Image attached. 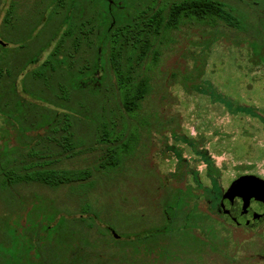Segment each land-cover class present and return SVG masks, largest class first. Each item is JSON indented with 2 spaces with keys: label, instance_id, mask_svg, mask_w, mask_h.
I'll return each mask as SVG.
<instances>
[{
  "label": "rangeland",
  "instance_id": "rangeland-1",
  "mask_svg": "<svg viewBox=\"0 0 264 264\" xmlns=\"http://www.w3.org/2000/svg\"><path fill=\"white\" fill-rule=\"evenodd\" d=\"M215 1L239 18L238 27L221 19H202L197 5V16L190 18L179 8L175 12L183 14L167 17L178 21L153 36L151 51L130 59L135 78L148 82L138 109L128 113L118 107L119 102L114 103V97L108 100V96H118L112 71L103 87L102 103L95 105L89 99L84 115L91 119L80 114L73 126L84 147L54 163L56 167L87 170L89 177L49 187L33 181L6 184L0 173V264H34L40 254L41 264H49V259L62 264H264V221L251 227L246 221L237 225L228 214L219 216L211 211L204 198L195 205L200 219L169 227L166 239L156 241L150 236L140 241L134 234L161 223L159 198L166 191L181 189L192 195L200 194L198 185L213 189L208 161L219 173L221 195L233 193L230 185L240 175L264 180V65L251 61V44L264 43V0L258 4L255 0ZM49 3L0 0V27L9 6L11 25L12 17L32 18L38 11L50 15ZM63 15L62 10L54 19ZM82 18L77 24L74 20L79 31L87 21ZM0 40L4 43L1 36ZM89 51L80 48L81 54ZM81 54H77L78 60ZM248 106L249 111H240ZM101 124L123 132L122 140H129L131 146L113 166L106 165L107 145L117 142H98ZM15 131L0 116V144L7 142L10 150L18 145L20 158L27 161L32 141L27 137L23 138L26 145L20 144ZM254 191L263 192L264 186ZM83 207L87 210L82 216L88 221L74 224ZM60 214L67 219L62 226L87 238L77 253L59 244L60 252L48 245L40 247L39 239L45 233L42 227L49 223L44 217L54 216V223H49L54 226ZM90 216L95 217L93 221ZM107 226L123 239L115 238ZM29 242L34 247L27 248ZM78 257L80 262H74Z\"/></svg>",
  "mask_w": 264,
  "mask_h": 264
},
{
  "label": "trees",
  "instance_id": "trees-1",
  "mask_svg": "<svg viewBox=\"0 0 264 264\" xmlns=\"http://www.w3.org/2000/svg\"><path fill=\"white\" fill-rule=\"evenodd\" d=\"M97 5L105 13L97 9ZM195 5L202 9V19H221L230 26L239 25V18L215 0L179 1L173 6L170 16H181L180 11H175L183 8L187 17H196ZM48 7H51L50 15L38 11L32 18L12 17L11 25L5 13L0 27V36L6 43L0 44V116L15 127L20 144L26 145L23 138L29 137L32 141L28 144L26 155L30 159L27 161L20 158L22 151L18 145L10 150L7 142L0 144V173L6 184L33 181L57 187L82 182L89 177L90 172L87 170L54 165L62 155L72 157L73 152L84 147L83 141L76 137L73 130L74 124L79 121L78 115L91 119L84 115L89 99L94 100L95 105L102 103L106 94L103 87L111 71L118 96H108V100L114 97V103L119 102L118 107L128 113L138 109L148 92V82L142 77L135 78L136 71L130 59L133 56H146L151 51L153 36L172 28L178 21L171 17L164 20L157 15L149 17V12H133L128 8H124L123 16H118L113 8L110 10L107 0H50ZM77 8L81 9L75 10ZM62 10L63 17L54 19ZM83 16L87 17V21H83L79 31L74 20H77V24ZM9 27L11 33L7 29ZM90 32L95 35L91 37ZM251 45V61L255 65H264V43ZM84 47L90 49L87 54L80 52V48ZM43 52L47 53L40 60ZM79 53L80 60L77 59ZM250 107H240V111L245 113ZM112 130L104 126L98 135V142L102 144L117 142L114 146L107 145L109 162L106 161V165L109 166L116 165L121 154L128 152L131 147L129 140H122L123 132ZM187 142L196 150L193 141L188 139ZM207 174L213 182V189L198 185L200 194L192 195L181 189L166 191L159 198L162 206L159 214L161 223L135 232V238L139 237L141 241L151 236L160 241L168 237L169 227L185 226L195 217L199 220L200 214L195 212V205L203 198L211 211L219 216L226 215L219 206V173L212 161H208ZM206 193L210 195L209 198ZM86 210L83 207L82 213L74 219V224L88 221L87 217L82 216ZM204 214L210 218L209 214ZM58 218L57 225L51 226L49 223H54V216L44 217L43 221L49 223L42 227L45 233L39 239L40 247L48 245L60 252L62 249L59 246L64 245L66 249L70 248V252L77 253L83 248L81 241L88 242L87 238L81 237L72 227L62 226L67 222L63 214ZM89 218L93 221L95 217ZM122 239L118 237V240ZM32 247L34 244L29 242L27 248ZM73 259L74 262H80L81 257ZM41 261L40 254L39 261L33 263L41 264ZM49 261V264H62L61 261Z\"/></svg>",
  "mask_w": 264,
  "mask_h": 264
},
{
  "label": "water",
  "instance_id": "water-1",
  "mask_svg": "<svg viewBox=\"0 0 264 264\" xmlns=\"http://www.w3.org/2000/svg\"><path fill=\"white\" fill-rule=\"evenodd\" d=\"M0 44L5 45L0 40ZM242 181L250 186L242 187ZM264 186V180L256 175L243 174L230 185L232 194L224 193L220 200L221 210L228 214L237 225L246 221L248 226H255L264 221V191H254L255 187ZM252 187V189H251ZM113 236H119L111 230Z\"/></svg>",
  "mask_w": 264,
  "mask_h": 264
},
{
  "label": "flooded vegetation",
  "instance_id": "flooded-vegetation-1",
  "mask_svg": "<svg viewBox=\"0 0 264 264\" xmlns=\"http://www.w3.org/2000/svg\"><path fill=\"white\" fill-rule=\"evenodd\" d=\"M194 1L198 2L201 0H194ZM107 2L110 5L109 7L110 10L112 11V8H113V11L116 12L117 13L116 15L118 16H123V13L125 11L124 8H128V9H131L133 12H144V13L149 12L150 14L149 17H155V15H157V16H162L167 19V17H169L171 12L173 11L172 10L173 6L176 5L178 0H170L169 2L164 1V0H148V1L145 0L146 3H144L143 0H107ZM259 2L260 0H255L253 3L258 4ZM125 5L127 6L125 7ZM97 7H98L97 9H100L104 12L101 6L97 5ZM9 8L10 6L6 10L7 16L9 14ZM80 9L81 8H77L75 10H80ZM84 11L86 12V8H84ZM221 197H220V200H221ZM219 206H220V201H219Z\"/></svg>",
  "mask_w": 264,
  "mask_h": 264
}]
</instances>
